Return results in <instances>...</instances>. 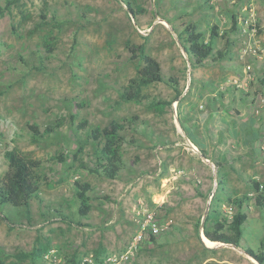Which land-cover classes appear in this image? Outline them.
Segmentation results:
<instances>
[{
	"label": "rangeland",
	"instance_id": "1",
	"mask_svg": "<svg viewBox=\"0 0 264 264\" xmlns=\"http://www.w3.org/2000/svg\"><path fill=\"white\" fill-rule=\"evenodd\" d=\"M123 1L20 0L0 12V173L8 168L6 150L16 149L28 157L41 159L43 164L38 172L43 179L40 195L44 200L32 201L31 215L10 204L0 209V264H56L51 261L54 254L58 256V264H104L110 256L124 251L139 227L129 209V197L132 201L134 196L126 192L124 182L137 171L139 175L154 171L151 163L156 156L154 151L144 148L145 143L153 142L154 137L162 142L161 132L172 128L174 117L167 114L171 111L169 106L165 113H157L150 103L171 102L177 97L178 89H173L167 80L170 77L186 80L189 68L188 55L182 58L187 66L172 65L183 50L173 26L180 29L182 22L195 20L209 33L213 13L227 17L226 13L238 6L239 15L244 17L248 4V0H209L199 8L196 0H130L145 9L135 18ZM5 5L6 0H0V7ZM187 10L191 13H186ZM256 23L264 27V15L258 13ZM256 37L259 40V32L252 36L253 42ZM46 39H51L53 53L47 52ZM231 39L235 48L242 51L241 32L233 33ZM130 42H145L147 52L157 57L165 69L166 81L144 87L145 98L140 102L120 100L129 79L137 75L141 65L140 60L131 59L127 47ZM253 42L252 51L256 48ZM201 96L197 95L198 101ZM206 104L208 109L213 108L209 100ZM133 116L139 118L125 135L128 139L138 137L139 147L135 143L125 144L127 167L117 180L92 174L75 160L76 154L90 163L85 151L89 153L95 148L92 128ZM57 120L62 121V126L55 133L34 141L29 124H38L43 131ZM85 120L88 125L80 128ZM222 120L231 126L235 123L227 115ZM60 153L64 162L52 159ZM208 167L217 173L215 163ZM76 180L94 185L90 216L93 229L77 224L85 223V218L78 213ZM104 193L117 200L110 208L117 221L99 232L95 227L100 221L99 197ZM185 195L182 199L175 195L164 201L159 196L150 203L159 219L170 221L172 227L155 241L145 240L133 264H259L243 250L260 249L264 239V213L255 205L253 195L246 209L249 219L243 226L240 248L207 243L202 229L198 232L197 222L200 218L204 221L202 216L209 201L194 199L187 192ZM45 205L64 211L74 223L53 219ZM224 209L230 210L226 206Z\"/></svg>",
	"mask_w": 264,
	"mask_h": 264
},
{
	"label": "crops",
	"instance_id": "2",
	"mask_svg": "<svg viewBox=\"0 0 264 264\" xmlns=\"http://www.w3.org/2000/svg\"><path fill=\"white\" fill-rule=\"evenodd\" d=\"M258 1L261 4H258ZM254 2L257 14L264 15V0H254ZM245 7L244 10H246ZM239 14L240 8L235 6L231 13H226L227 17L217 12L213 13L209 22L210 25L220 24V35L224 30H230L235 17L236 30L230 32L228 37L231 39L233 33L240 31L244 45L242 51L235 48L231 39L232 51L223 60L209 58L203 65L192 67L189 55L184 48L181 50L182 53L173 60L172 65L175 68L188 64L189 68L186 69V80L185 78L179 80V85L176 87L179 95L172 98L170 105L162 107L163 113L168 106L171 109L167 114L174 116L172 128L161 132L162 142L155 141L156 137H154L153 142L145 143L144 148L149 151L151 149L156 156L150 153L155 157L152 158L151 163L154 171L140 175L137 171L127 178V182H124L126 192L134 196L132 201L129 197L130 215L133 216L134 223L140 220L138 212L142 203L155 202L159 196L162 197V201L175 195H179L182 199L186 197L187 192L194 199L208 200L210 203L214 195L225 201L244 195H253L252 198L255 199L257 192L252 187L251 180L255 179L264 184V34L261 35L262 32H260L259 40L256 37L253 42L252 36L255 33L246 31L243 17ZM244 14L246 17L249 16L247 11ZM227 19L230 20L227 21ZM199 29L205 32L207 37L210 36V32L208 33L200 26ZM215 40H217L215 50L223 48L225 39L218 36L214 39V43ZM252 42L256 47L254 51L250 49L253 47ZM185 55H188L189 59L187 65H183L182 61ZM229 79L236 80L239 85L226 84V88L220 90L219 86L227 83ZM183 88L184 91L181 92ZM204 89H207L206 92H203ZM197 95H202L201 101H198ZM207 100L212 104V109L207 108ZM225 115L234 119L233 126L222 120ZM209 120L214 123H209ZM243 123L246 126H243ZM231 127H233L232 132ZM147 129L146 133L150 136L147 132L149 128ZM135 140V144L139 147L138 137ZM189 140L198 145L200 152H206L209 161L205 160L202 152L196 154L191 151L188 146ZM214 163H218L219 167L215 173L216 176L208 167ZM220 178L224 179V186L218 188L215 182ZM99 198L98 219L100 221L95 228H99L98 231L101 232L117 221L110 211V208H113L112 204L117 200L115 197L111 200L108 193L102 194ZM224 206L230 210L224 209ZM222 207L226 212L233 211V207L226 203H222ZM90 216L85 218V223H88L85 227L93 229ZM204 216L205 214L202 216L203 219ZM205 238L207 237H204V240ZM211 242L210 244L217 243Z\"/></svg>",
	"mask_w": 264,
	"mask_h": 264
},
{
	"label": "trees",
	"instance_id": "3",
	"mask_svg": "<svg viewBox=\"0 0 264 264\" xmlns=\"http://www.w3.org/2000/svg\"><path fill=\"white\" fill-rule=\"evenodd\" d=\"M20 0H6L5 7H0V12L8 10L10 6ZM180 2V0H178ZM127 4L130 13L136 18L141 13L145 12V9L136 5L130 1H123ZM209 0H196L195 3L199 5V8H203ZM186 13H191L187 10ZM188 15V14H186ZM183 16L180 17L182 19ZM165 19V18H164ZM236 19L234 17L233 26L230 30H224L219 35L220 24L215 23L210 29V36L207 37L206 33L199 29L197 21L187 20L181 23L180 29L173 26L178 32L179 39L183 48L189 55V59L192 67L200 66L205 63L209 58L215 60H223L231 53V47L233 45L231 39L228 37L230 32L236 30ZM16 31V28L14 27ZM264 27L258 26L257 32H262ZM218 36H222L225 39V45L223 48L215 50L214 39ZM47 47V52L53 53L54 48L51 39L44 41ZM131 52L132 60H140L141 65L138 68L137 75L130 78L127 86L120 95V100L123 102L136 101L140 102L145 98L143 94V88L157 82H165L166 78L163 75V68L160 60L154 55L147 52L146 43L135 44L128 43L127 45ZM167 82L176 88L179 85V79L177 77L168 78ZM177 89V88H176ZM177 95L179 91L177 90ZM169 101H151V109L157 112L163 113V106L170 105ZM163 107V108H162ZM139 117L133 116L131 118H124L122 120H112L105 126H97L92 128L91 136L95 141V148L86 153L85 157L90 158V163L86 158L78 157L74 155L75 160L80 161L81 166H84L90 173L103 176L109 179H117L121 173L127 167L124 159V146L127 143H135V139H128L125 132L129 129H133L134 121ZM88 125V121L83 122V127ZM62 126V121L57 120L53 124H48L42 131L38 124H29V128L33 132L34 141H39V137L52 134ZM79 152H82L80 150ZM203 156L207 158L206 152L201 151ZM5 158L8 161V168L4 173H0V209L7 204L12 205L19 210H25L31 215L32 201L37 198L42 203L44 200L41 198V185L43 179L38 172L41 168L43 161L41 159L28 157L16 149L6 150L4 152ZM52 159H58L60 162L65 161V157L62 153L55 155ZM218 167V163H215ZM224 179H217V185L219 187L224 186ZM49 186H52L48 181ZM252 187L257 192L255 197V205L264 213V189L262 183L258 180H251ZM76 185V197L79 203L78 213L84 218H88L93 209L94 196L92 191L94 186L89 181H75ZM108 199L110 197H107ZM252 198L248 195L243 197H233L230 200H222L215 195L210 203V209L205 216L204 221L197 222L198 232L202 229L205 236L213 242H219L225 245H231L235 247H241L243 240V226L248 221L249 215L246 211L250 207V200ZM222 203H226L233 207L232 212H226ZM49 214H52V218L61 220L64 223H74V221L64 211L57 210V208H50L45 205ZM47 216L46 213H43ZM6 220L10 219L5 216ZM29 219H31L29 217ZM79 226H87L88 223L77 222ZM151 240L155 241V238ZM99 246H103L102 243ZM246 253L252 256L259 264H264V239L261 242V248L256 250L252 247H245L243 249ZM35 254V253H34Z\"/></svg>",
	"mask_w": 264,
	"mask_h": 264
},
{
	"label": "built area",
	"instance_id": "4",
	"mask_svg": "<svg viewBox=\"0 0 264 264\" xmlns=\"http://www.w3.org/2000/svg\"><path fill=\"white\" fill-rule=\"evenodd\" d=\"M245 9L249 13L248 17H243V24L246 26V31L256 33L257 27L259 25L256 23L257 10L254 0H249ZM230 83L239 85V82L236 80L229 79L227 83H223L219 86L220 90H224L226 88V84ZM188 146L192 152L196 154L201 153L198 145L193 143L191 140L188 141ZM205 160L209 161V158H205ZM262 188L264 189V184H262ZM138 216L140 217V220H138L139 227L135 236L129 241L124 251H122L120 254H114L110 256L104 264H133V259L139 253L141 244L145 240L155 237L157 238L158 236L168 232L172 227L170 221L163 222L159 219L157 211L154 207L150 206V204L142 203V207L139 209ZM58 260L59 259L56 254L52 255L51 261H53V263L58 264Z\"/></svg>",
	"mask_w": 264,
	"mask_h": 264
},
{
	"label": "water",
	"instance_id": "5",
	"mask_svg": "<svg viewBox=\"0 0 264 264\" xmlns=\"http://www.w3.org/2000/svg\"><path fill=\"white\" fill-rule=\"evenodd\" d=\"M209 206H210V202L208 203V207H207V210H206V212H205V216L208 214ZM205 216H204V218H205ZM217 243H218V242H217Z\"/></svg>",
	"mask_w": 264,
	"mask_h": 264
},
{
	"label": "bare ground",
	"instance_id": "6",
	"mask_svg": "<svg viewBox=\"0 0 264 264\" xmlns=\"http://www.w3.org/2000/svg\"><path fill=\"white\" fill-rule=\"evenodd\" d=\"M205 240L207 241V243H212L208 238H205Z\"/></svg>",
	"mask_w": 264,
	"mask_h": 264
}]
</instances>
